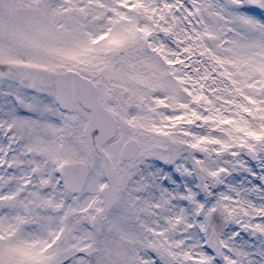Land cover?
<instances>
[{
  "label": "snow or ice",
  "instance_id": "snow-or-ice-1",
  "mask_svg": "<svg viewBox=\"0 0 264 264\" xmlns=\"http://www.w3.org/2000/svg\"><path fill=\"white\" fill-rule=\"evenodd\" d=\"M0 264H264V0H0Z\"/></svg>",
  "mask_w": 264,
  "mask_h": 264
}]
</instances>
